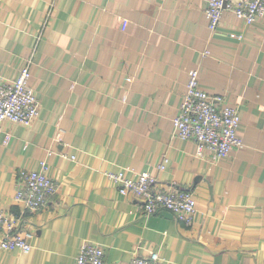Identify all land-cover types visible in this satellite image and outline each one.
<instances>
[{
  "label": "crops",
  "instance_id": "1",
  "mask_svg": "<svg viewBox=\"0 0 264 264\" xmlns=\"http://www.w3.org/2000/svg\"><path fill=\"white\" fill-rule=\"evenodd\" d=\"M206 5L0 0V76L31 58L39 98L29 126L0 123V207L34 233L26 252L0 248V264H74L84 241L104 248V264L150 250L165 264H264V17L248 25L226 10L210 30ZM193 68L201 88L239 109L243 145L225 157L199 156L173 132ZM42 159L58 189L31 212L14 199L15 170ZM121 170L189 189L192 225L141 213L106 175Z\"/></svg>",
  "mask_w": 264,
  "mask_h": 264
},
{
  "label": "built area",
  "instance_id": "2",
  "mask_svg": "<svg viewBox=\"0 0 264 264\" xmlns=\"http://www.w3.org/2000/svg\"><path fill=\"white\" fill-rule=\"evenodd\" d=\"M226 10L249 25L264 17V0H207L204 14L210 30L218 26ZM125 24L126 20H122L123 28ZM231 35L241 37V34ZM30 64L31 58L25 60L15 78L0 76V123L8 120L29 126L37 117L39 98L30 84ZM198 75L197 68L189 71L181 104L172 118L173 132L181 139H192L199 156L208 150L217 158L225 157L234 148L243 145L237 131L239 109L228 104L223 95L207 93L201 88ZM166 162L165 155L159 169H163ZM39 165L38 169L20 167L15 170L14 199L24 206V210L31 212L44 208L58 189L56 181L46 172V161L40 160ZM106 175L115 182L121 194H132L140 199L141 213L148 215L168 211L176 221L192 225L196 201L189 189L157 187L154 185L155 178L148 172H141L135 177L126 176L122 170L108 171ZM20 221L21 215L0 207L1 249L26 252L31 248L34 233L23 228ZM104 258L105 250L100 244L84 241L74 264H104ZM114 264L165 263L156 250H150L147 254H134L128 261Z\"/></svg>",
  "mask_w": 264,
  "mask_h": 264
}]
</instances>
